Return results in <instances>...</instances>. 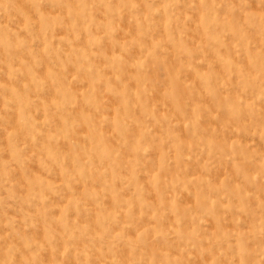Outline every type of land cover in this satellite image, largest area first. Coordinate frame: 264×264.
I'll use <instances>...</instances> for the list:
<instances>
[{"label": "rangeland", "instance_id": "obj_1", "mask_svg": "<svg viewBox=\"0 0 264 264\" xmlns=\"http://www.w3.org/2000/svg\"><path fill=\"white\" fill-rule=\"evenodd\" d=\"M0 264H264V0H0Z\"/></svg>", "mask_w": 264, "mask_h": 264}, {"label": "bare ground", "instance_id": "obj_2", "mask_svg": "<svg viewBox=\"0 0 264 264\" xmlns=\"http://www.w3.org/2000/svg\"><path fill=\"white\" fill-rule=\"evenodd\" d=\"M73 167V166H72ZM35 168V167H34Z\"/></svg>", "mask_w": 264, "mask_h": 264}]
</instances>
